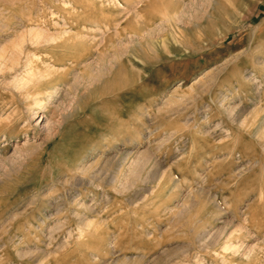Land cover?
Listing matches in <instances>:
<instances>
[{"label": "rangeland", "instance_id": "rangeland-1", "mask_svg": "<svg viewBox=\"0 0 264 264\" xmlns=\"http://www.w3.org/2000/svg\"><path fill=\"white\" fill-rule=\"evenodd\" d=\"M0 264H264V0H0Z\"/></svg>", "mask_w": 264, "mask_h": 264}, {"label": "bare ground", "instance_id": "bare-ground-1", "mask_svg": "<svg viewBox=\"0 0 264 264\" xmlns=\"http://www.w3.org/2000/svg\"><path fill=\"white\" fill-rule=\"evenodd\" d=\"M48 82H49V81H48ZM35 86H36V85H34V87L32 86V87H33V89H34V88H36ZM40 89H41V88H40Z\"/></svg>", "mask_w": 264, "mask_h": 264}]
</instances>
